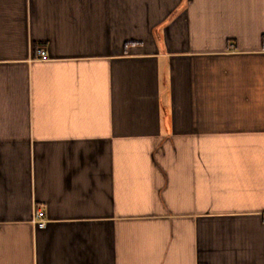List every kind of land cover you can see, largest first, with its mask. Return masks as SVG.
Instances as JSON below:
<instances>
[{
	"label": "crops",
	"instance_id": "crops-1",
	"mask_svg": "<svg viewBox=\"0 0 264 264\" xmlns=\"http://www.w3.org/2000/svg\"><path fill=\"white\" fill-rule=\"evenodd\" d=\"M0 264H264V0H0Z\"/></svg>",
	"mask_w": 264,
	"mask_h": 264
},
{
	"label": "built area",
	"instance_id": "built-area-1",
	"mask_svg": "<svg viewBox=\"0 0 264 264\" xmlns=\"http://www.w3.org/2000/svg\"><path fill=\"white\" fill-rule=\"evenodd\" d=\"M37 54H38V56L41 57V58L46 57V53H45V51L43 50V48H39V49L37 50ZM44 216H45V213H44V211H43L42 209H39V208H38V209L35 211V215H34V223H35L38 227H43V226H45L46 221H45Z\"/></svg>",
	"mask_w": 264,
	"mask_h": 264
}]
</instances>
